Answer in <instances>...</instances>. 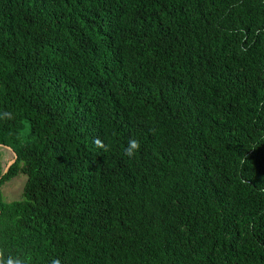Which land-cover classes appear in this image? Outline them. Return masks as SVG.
Masks as SVG:
<instances>
[{
	"label": "trees",
	"instance_id": "1",
	"mask_svg": "<svg viewBox=\"0 0 264 264\" xmlns=\"http://www.w3.org/2000/svg\"><path fill=\"white\" fill-rule=\"evenodd\" d=\"M0 147L5 259L264 264V0H0Z\"/></svg>",
	"mask_w": 264,
	"mask_h": 264
},
{
	"label": "rangeland",
	"instance_id": "2",
	"mask_svg": "<svg viewBox=\"0 0 264 264\" xmlns=\"http://www.w3.org/2000/svg\"><path fill=\"white\" fill-rule=\"evenodd\" d=\"M13 160V153L4 147H0V161L3 165L9 164ZM26 182V177L24 174H19L12 180L6 182L3 187V194L5 199L8 201L19 199L22 196L23 187Z\"/></svg>",
	"mask_w": 264,
	"mask_h": 264
},
{
	"label": "clouds",
	"instance_id": "3",
	"mask_svg": "<svg viewBox=\"0 0 264 264\" xmlns=\"http://www.w3.org/2000/svg\"><path fill=\"white\" fill-rule=\"evenodd\" d=\"M94 143L101 147L104 148L105 150L106 147L103 144V142L100 140V138H96ZM140 149V143L136 139H129L125 149H124V154L128 157H133L135 153ZM0 264H23V261L19 258H13L11 256L7 257V259L4 258L3 252H0ZM52 264H61V261L59 259H54L52 261Z\"/></svg>",
	"mask_w": 264,
	"mask_h": 264
},
{
	"label": "water",
	"instance_id": "4",
	"mask_svg": "<svg viewBox=\"0 0 264 264\" xmlns=\"http://www.w3.org/2000/svg\"><path fill=\"white\" fill-rule=\"evenodd\" d=\"M13 161H14V159L10 161V163L8 164V166H10V165H11V163H12Z\"/></svg>",
	"mask_w": 264,
	"mask_h": 264
}]
</instances>
